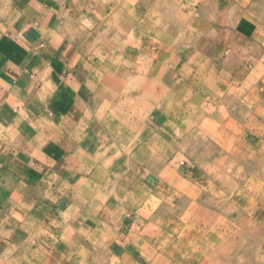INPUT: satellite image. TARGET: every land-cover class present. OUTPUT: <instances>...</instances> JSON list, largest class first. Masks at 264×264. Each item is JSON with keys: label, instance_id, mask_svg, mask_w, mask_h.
<instances>
[{"label": "rangeland", "instance_id": "374dc122", "mask_svg": "<svg viewBox=\"0 0 264 264\" xmlns=\"http://www.w3.org/2000/svg\"><path fill=\"white\" fill-rule=\"evenodd\" d=\"M151 1L148 5L158 7L152 10L155 15L138 14L132 4L118 0L127 3L122 21L113 11L109 27H100L86 45L94 66L107 69L99 70L109 78V91L97 92L105 98L99 113L107 120L108 140L116 145L100 162L117 168L103 172L109 181L101 200L91 203L99 228L92 227L93 218L75 219L72 211L46 220L45 230L60 235H51L54 249L40 252L43 260L36 262L211 264L209 239L219 244L229 240L230 250L239 247L230 264H264V0L249 5L251 28L241 26L243 9L236 11L232 0H220L216 12L211 5L180 12L172 0ZM147 12L157 24L155 43L143 41L148 29L132 24L147 18ZM209 22L228 24L198 26ZM199 35L203 42L196 48L186 40ZM216 46L221 59L212 65L209 55ZM152 52L157 55L153 62ZM154 118L158 122L152 123ZM137 122L140 144L135 147L131 131ZM115 126L122 139L118 144ZM128 146L138 153L124 155ZM109 203L125 213L121 257L105 248L109 234L101 238L113 219L105 215V209H115ZM84 229H96L100 236L97 241L94 236L90 250H75L83 245L67 240ZM227 253L216 256L222 259Z\"/></svg>", "mask_w": 264, "mask_h": 264}, {"label": "crops", "instance_id": "0c3cea01", "mask_svg": "<svg viewBox=\"0 0 264 264\" xmlns=\"http://www.w3.org/2000/svg\"><path fill=\"white\" fill-rule=\"evenodd\" d=\"M124 1L132 4V10L138 14L151 11V15H155L158 9L148 5L151 0ZM251 1L232 0L236 11L243 9L239 23L247 28L253 23L249 10ZM219 2L172 0L171 5L179 4L174 9L180 12L205 10L211 5L216 12ZM127 3L118 0H0V264H39L36 261L43 260L39 253L54 249L51 235H60L58 230H45L46 220H57L61 214L67 216L66 213L72 211L75 219L93 218L92 227L99 228V215L93 214L91 203L101 200L102 188L107 185L106 180L109 181L103 172L117 168L114 163L106 166L100 162L116 145L108 140L107 120L99 113L105 98L97 92L109 91L108 74L99 70L107 69L94 66L86 45L100 27H109L113 11L122 21ZM149 13L147 18H137L132 24L138 30L148 29V35L140 36L144 42L155 43L156 36L152 33L157 24ZM259 21L261 24L262 20ZM120 24L123 22H117L116 26ZM186 24L180 20V26ZM200 24L199 27H214L228 23ZM261 29L264 33V28ZM140 36H137L139 40ZM186 37L195 48L203 42L201 35ZM218 48L216 46L209 55L212 65L221 59L222 51ZM156 57L152 52L151 61ZM152 69L154 66L148 70ZM156 122L154 118L152 123ZM139 126L137 122L135 131H131V145L135 147L140 144ZM151 129L152 126L148 131ZM114 130L116 142L122 140L116 126ZM130 148L122 153L126 156L138 153L131 152ZM101 176L105 177L104 182ZM109 204L115 209H105V215L113 219L101 238L109 234V242H103L105 248L121 257L125 213L118 212L115 203ZM76 235L67 242H80L83 246L76 245L75 250L82 248L83 251L85 247L90 250L91 241L95 238L97 241L100 236L96 229H84L83 234ZM28 242H36V246L28 247Z\"/></svg>", "mask_w": 264, "mask_h": 264}, {"label": "bare ground", "instance_id": "6f19581e", "mask_svg": "<svg viewBox=\"0 0 264 264\" xmlns=\"http://www.w3.org/2000/svg\"><path fill=\"white\" fill-rule=\"evenodd\" d=\"M235 125V124H234ZM229 150V149H228ZM229 152H230V150H229ZM220 170V169H219ZM253 181V180H252ZM250 183H251V181H250ZM251 185H252V183H251ZM262 186V185H261ZM242 187H244V186H242ZM247 187V186H246ZM248 188H250L249 186H248ZM248 188H246V189H248ZM251 189V188H250ZM249 189V190H250ZM259 189H261V188H259ZM258 190V189H257ZM256 190V191H257ZM243 192V191H242ZM264 193V192H263ZM244 194V193H243ZM252 194V193H251ZM254 198V197H253ZM264 213V212H263ZM198 214H200V213H197V216H198ZM195 218V217H194ZM199 221V220H198ZM195 225V224H194ZM253 226V225H252ZM253 232V231H252ZM207 244H208V246H209V248L211 249V252L214 254V258H212V263L211 264H218V262L219 261H223L222 262V264H230L231 263V261L232 260H234L233 258H234V254L235 253H237L238 252V250L236 249V248H238L239 249V247H236V248H233V249H231L230 250V242H229V240L227 241V243L226 244H219V242H217L216 240H207ZM231 246H232V244H231ZM225 251H227L228 253L226 254L227 256H225L224 255V257L222 256V259H220L218 256H216V255H222Z\"/></svg>", "mask_w": 264, "mask_h": 264}]
</instances>
